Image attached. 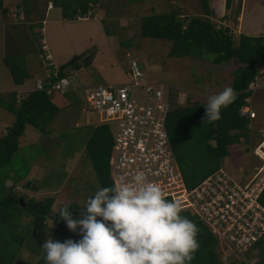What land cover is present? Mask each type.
Returning a JSON list of instances; mask_svg holds the SVG:
<instances>
[{
  "label": "rangeland",
  "instance_id": "obj_1",
  "mask_svg": "<svg viewBox=\"0 0 264 264\" xmlns=\"http://www.w3.org/2000/svg\"><path fill=\"white\" fill-rule=\"evenodd\" d=\"M66 1L69 7L71 5L74 7L77 15L80 10L78 2L83 0ZM207 1L210 8L208 14H204L199 0H146L144 5L131 4L129 0H100L98 5L102 11H97L98 15L101 14L103 17L97 20L91 18L77 20L76 15L73 18H66L63 16L62 7L57 3L54 4V0H26L25 8L20 6L22 2L9 0L7 10L10 7L12 9L5 16L2 15V9H0L1 87L6 86L11 78L10 73L6 71V63L2 60L4 56L7 58L6 61H11V63H19L18 60L20 63L25 60L30 61L31 64L35 63L39 71V74L35 75L36 80H43L47 69L52 70L51 67H46L47 65L43 63L44 58L39 55L43 53L42 38L47 42L48 51L52 56L51 61L55 66H60L70 59L75 55V51L78 52L76 55L81 56L79 70H70V74L75 75L77 79L75 82L80 83H76L80 85L79 90H76L71 97H64V95L59 97V103L63 102V104L53 117L50 130L48 127L43 131L27 125L19 139L18 150L11 160L0 168L1 194L13 191L26 203L30 199L39 201L48 196L54 199L52 215L47 216L45 226L41 229L27 228L28 224L23 222H27L28 219H24L21 224L14 227L2 225L3 231L8 234L10 231L15 235L11 238L13 240L10 248L18 243L16 239L19 240L20 234L23 233L24 243L18 249V261L38 262L40 258L44 262L46 253L41 244L48 237L60 242L69 238L78 241L81 237L70 231L65 221H56L53 216L59 214L57 211L70 202L79 203L82 208L87 198L94 195L95 191L100 188L86 149V144L95 126L75 124L78 121L84 123L87 119L82 111L84 108L83 85L101 82L105 84L123 83L128 80L126 72L130 66L129 61L135 59L142 72L155 74L156 79L167 85L174 84L171 100L173 108L191 105L193 102L206 104L209 96L218 94L224 88L231 86L232 71L241 66L236 59L215 65L200 58L171 57L167 53L170 43L165 40L141 39L137 33L140 17L143 14H158L173 10L180 19L184 20V24L190 16L208 15L209 21L213 22L215 28H229L235 43L238 42L240 33L264 34V0ZM49 3L55 5L52 10L47 9ZM4 7L6 8L5 4ZM17 7L22 8V11L20 10L22 13L16 11ZM90 8L93 6L90 5ZM13 13L16 16H13ZM54 14L62 16L67 22L61 18L62 23L55 25L54 21L57 18ZM108 17L112 19L106 22ZM124 17H131V20H128L127 24H120ZM43 19L46 20V24L42 22ZM128 24H130L129 27H127ZM254 24H257L259 29H252ZM42 27L44 31H41ZM107 30L111 32L114 30L115 35L108 38L105 35ZM91 40L94 41L93 46L88 45L91 44ZM110 40L112 44H115L114 49L110 48ZM131 43L133 44L132 52L143 51L146 56L133 54L131 50L119 49L120 47L128 48ZM75 47H80V50ZM97 53H99L98 56ZM25 54L30 55L26 58ZM8 96L2 97L0 94V98L8 99ZM252 97L257 113L252 124L259 131L264 126V88L253 91ZM91 116L97 119L96 115L94 117L89 114L90 118ZM14 119L15 115L0 105V131L3 132L6 129L5 123L11 124ZM243 144L246 145L247 150H250L254 145L252 136L250 135L248 144L246 142ZM243 144L230 145L229 153L221 160V164H224L223 166L230 172H235V170L241 172L254 160L252 155L244 152ZM186 169L189 167L186 166ZM188 176L192 177L190 172ZM7 180H11L13 184L8 181L9 184L6 185ZM8 234L1 237L6 238ZM25 244H29L30 248L24 246ZM255 254L253 252L251 257L246 259L253 263ZM223 255L220 258L224 261Z\"/></svg>",
  "mask_w": 264,
  "mask_h": 264
},
{
  "label": "trees",
  "instance_id": "obj_2",
  "mask_svg": "<svg viewBox=\"0 0 264 264\" xmlns=\"http://www.w3.org/2000/svg\"><path fill=\"white\" fill-rule=\"evenodd\" d=\"M130 1V0H129ZM135 1V0H131ZM204 14L210 12L207 0H199ZM69 2V1H68ZM229 2V0H228ZM62 7L63 16L73 18L76 15L74 7H69L66 0H54ZM99 3V0H83L78 2L79 12L84 13ZM71 8V9H70ZM2 13L6 9L2 6ZM72 10V11H69ZM173 10L163 13H155L141 18L140 35L142 37L165 40L170 43L168 55L173 57L187 56L200 58L215 65L227 63L236 59L241 66L232 71L231 86L237 93L238 98L229 107L222 109V118L209 123L202 117L205 113V104L193 102L191 105L177 106L171 109L166 117V131L173 147L179 169L188 188L196 185L205 176L213 172L221 165V160L229 153L228 147L232 144H240L242 141L248 144L250 135H255L256 130L249 127L252 120L240 115V107L247 97H252L253 91L247 90L248 84L258 72L259 65L264 58V34L250 35L240 33L238 42L235 43L229 28H215L209 16L201 17L193 15L188 17L186 24ZM257 24L252 29H259ZM110 31L107 30L106 33ZM13 82L22 83L27 76L26 70L20 63L6 61ZM88 61V60H87ZM161 65V63H160ZM81 66V56L73 55L68 61L58 67V76L66 74L68 69H78ZM13 94L9 98H0V105L15 115V120L6 133L0 136V168L8 163L19 148L18 139L23 134L26 124L37 129H45L48 121L57 112L51 96L40 90H32L26 98L17 105ZM112 133L107 124H98L86 144L87 155L96 174L97 182L101 187L113 185L110 177L109 157L112 146ZM242 144V143H241ZM245 152V149H244ZM186 166L189 169H186ZM191 176L189 178L188 173ZM28 183V182H27ZM1 194V193H0ZM2 195V196H1ZM0 195V264H15L18 261V249L24 243L23 233L20 234L17 244L12 245L11 239L15 235L3 231L2 225L10 227L21 224L28 219V227L37 230L45 226V219L52 215L53 197L48 196L36 201L30 199L24 206L18 202L20 196L11 191ZM260 202L264 205V189L260 196ZM72 211L73 218H80L81 207L79 203L66 204ZM183 216L193 221L199 228V250L190 264H224L221 252L218 249V241L210 230L189 212L182 210ZM56 221H63L58 216H53ZM35 229V230H36ZM2 238V235H7ZM28 246L29 244H25ZM258 250L251 260L237 261L228 258L226 264H264V239L258 241ZM251 254H248V257ZM14 261V262H13ZM249 261V262H248ZM45 264L39 258L38 262H20L17 264Z\"/></svg>",
  "mask_w": 264,
  "mask_h": 264
},
{
  "label": "built area",
  "instance_id": "obj_3",
  "mask_svg": "<svg viewBox=\"0 0 264 264\" xmlns=\"http://www.w3.org/2000/svg\"><path fill=\"white\" fill-rule=\"evenodd\" d=\"M47 7L52 5L49 3ZM90 18H97L91 9L76 15L77 20ZM41 49L43 63L52 70L47 69L44 81H38L34 90L51 96L75 89L72 74L58 76L44 39ZM129 63L127 81L83 86V110L96 115L95 122L110 124L113 141L109 169L113 184L122 177L131 178L136 172H143L150 182L161 187L168 200L180 201L184 211L210 230L218 241L221 255L224 254V264L228 258L247 261L248 254L258 250V241L264 239V205L260 202L264 189V126L258 131L249 123L256 130L251 135L254 145L247 150L244 141L241 143L245 153L254 160L245 170L230 172L221 164L188 188L165 124L168 112L173 109L174 86L142 72L135 59ZM260 88H264V58L247 90ZM253 103V97H247L240 107V115L255 119Z\"/></svg>",
  "mask_w": 264,
  "mask_h": 264
},
{
  "label": "clouds",
  "instance_id": "obj_4",
  "mask_svg": "<svg viewBox=\"0 0 264 264\" xmlns=\"http://www.w3.org/2000/svg\"><path fill=\"white\" fill-rule=\"evenodd\" d=\"M237 98L232 87L209 96L202 119H221ZM80 209V218L67 205L57 211L81 238L45 239V264H190L200 248L199 228L181 214V202L168 200L143 172L97 189Z\"/></svg>",
  "mask_w": 264,
  "mask_h": 264
},
{
  "label": "crops",
  "instance_id": "obj_5",
  "mask_svg": "<svg viewBox=\"0 0 264 264\" xmlns=\"http://www.w3.org/2000/svg\"><path fill=\"white\" fill-rule=\"evenodd\" d=\"M13 1H16V2H18V3H21L22 5H20L22 8H25L24 7V2L26 1V0H13ZM146 0H135V1H131L130 0V2L129 3H131V4H138V3H140L141 5H144V2H145ZM8 2H9V0H2V6H3V8H5L4 7V4L6 5V12H3L2 13V15H6L7 13H8V11L9 10H11L12 9V7H10L8 10H7V5H8ZM128 3V2H127ZM98 4H100V0H99V3H97V5L96 6H94L93 7V9L95 10V13H97V18H95L94 20H97V19H101L103 16H101V14L100 15H98V11L97 10H100V11H102L100 8H99V5ZM127 7H129L128 6V4H125ZM21 7H17V11L19 12V13H22L21 11H22V8ZM55 7V5H52V7H50V8H48L47 7V9H49V10H52L53 8ZM131 7H133V6H131ZM99 8V9H98ZM21 10V11H20ZM46 13V12H45ZM102 13V12H101ZM149 15V14H148ZM54 16L57 18V20H55L54 21V24L55 25H60L61 23H62V20H61V18L63 19V17L61 16V17H59L57 14H54ZM143 16H146V15H142V17ZM128 17V16H127ZM142 17H140V26H141V18ZM59 19H60V21H59ZM110 19H112V18H109L108 17V19L106 20V22H109L108 20H110ZM124 20L120 23V24H127L128 23V20H131V17L130 18H126V17H124L123 18ZM65 22H67L65 19H63ZM88 20V19H87ZM115 21V20H114ZM44 24H46L45 22H46V20L45 19H43V21H42ZM129 25L130 24H128V26L127 27H129ZM107 26V25H106ZM116 26H118V24L116 25ZM140 26H139V29H138V34H139V36H140V38L141 39H151V40H160V39H152V38H147V37H142L141 35H140ZM98 29H100L99 27H98ZM128 29V28H127ZM111 30V29H110ZM3 31H4V29H3ZM41 31H44V27H42L41 28ZM113 31L114 30H112V32L110 31L109 33H106L105 35L108 37V38H111L113 35H115V33H113ZM3 37H1V39H2ZM43 39V38H42ZM41 39V40H42ZM3 40V39H2ZM45 40V39H44ZM45 43H46V45H47V42H46V40H45ZM50 43V42H49ZM109 43H110V48H112V49H114V46H115V44H112V41L110 40L109 41ZM137 43V42H136ZM93 44H94V41H92L91 40V44H88L89 46H93ZM51 45V44H50ZM132 43H131V45L130 46H128V48H119V49H123V50H127V51H129V50H131L130 52H132ZM136 45V44H135ZM47 48H48V45H47ZM75 48H78L79 50H80V47H75ZM49 49V48H48ZM96 50H97V48H96ZM75 51V50H74ZM133 54H141V55H143V56H146V53H144L143 51H134V52H132ZM168 53V52H167ZM76 54H78V52L77 51H75V55ZM28 55H30V54H25L24 55V57H28ZM40 55V54H39ZM51 55V54H50ZM99 55V53H97V56ZM4 58H5V56L4 57H2V60L4 61ZM97 58V57H96ZM51 60H52V56H51ZM69 60V59H68ZM67 60V61H68ZM18 62L20 63V61L18 60ZM66 62V61H65ZM64 62V63H65ZM4 63V62H3ZM24 63V64H23ZM21 62L20 64H21V66L26 70V72H27V76L26 77H24V79H23V81H22V83H20V84H15L14 82H13V79H12V76H11V74H10V80L7 82V84H9V85H7L6 84V86H3V87H1L0 86V94L2 95V97H7L10 93L11 94H13L14 95V98H15V100H16V104L18 105L20 102H21V100L23 99V98H26L27 96H28V93L30 92V91H32V90H34V88H35V84L38 82V81H44V79L43 80H36L35 79V75H38L39 74V71H38V69L36 68V66H35V63L34 64H31V62L29 61H26L25 60V62ZM54 64V63H53ZM62 65V64H61ZM55 66V65H54ZM6 67H7V70L6 71H8L9 73H10V70H9V68H8V66L6 65ZM56 68H58L59 66H55ZM81 67V66H80ZM79 67V68H80ZM70 70H74V71H77V70H79V69H68L67 71H66V74L67 73H70ZM150 73V72H149ZM100 74L101 75H103V73L102 72H100ZM154 76H155V74H153ZM73 76V75H72ZM75 76V75H74ZM73 76V79H74V84H75V86H76V88L75 89H72V90H69L68 92H66V93H64V94H60V93H55L54 95H53V97H51L50 99H51V101H52V103L56 106V107H58V110H57V112L56 113H58L59 112V110L61 109L60 107H62V104H63V102H62V104H60L59 103V97H61L62 95H64V97H66V96H72L73 95V93L76 91V90H79V87H80V85H76V83L77 84H80V83H78V82H75V80H77L75 77ZM101 78H102V76H101ZM102 84H105V83H103V82H101ZM98 84V83H97ZM83 85V84H82ZM90 85H94V84H90ZM173 86H174V84H172ZM84 86V85H83ZM86 86V85H85ZM176 87V86H175ZM83 89V88H82ZM3 93V94H2ZM12 95V96H13ZM8 98H9V96H8ZM70 99V98H69ZM3 107V106H2ZM4 108V107H3ZM4 109H6V108H4ZM7 110V109H6ZM7 111H9V110H7ZM82 111H83V113H85L86 114V121L83 123V122H81V123H79V121L78 122H76L75 124L77 125H93V126H97L99 123H97V122H95V120H96V118L95 119H93V117L91 116V118L89 117V114H91V113H89V112H87V111H85V110H83V108H82ZM9 112H11V111H9ZM12 113V112H11ZM56 113H54V115L51 117V119L48 121V123H47V125H46V127H48L49 128V130H50V126L52 125V120H53V117L56 115ZM14 115V114H13ZM93 115V114H92ZM94 117H95V115H93ZM15 120V119H14ZM14 120H13V122H14ZM94 120V121H93ZM12 122V123H13ZM12 123L11 124H7V123H5V127H6V129L5 130H3V132L2 131H0V136H3L5 133H6V130H7V128L10 126V125H12ZM27 125H30V124H26V126ZM34 127V126H33ZM45 127V128H46ZM26 128V127H25ZM21 137V136H20ZM20 137H19V139H20ZM18 139V143L20 144V140ZM225 158V157H224ZM223 158V159H224ZM94 170V169H93ZM10 172H12V171H10ZM8 175H10V173L8 174ZM8 179V178H7ZM8 181H10V183H12L13 184V182L11 181V180H7L6 182H7V184L6 185H8L9 183H8ZM67 199H68V197L66 196V195H64ZM63 200V199H62ZM54 202V201H53ZM53 204V203H52ZM52 208V207H51ZM56 216H58V214H56Z\"/></svg>",
  "mask_w": 264,
  "mask_h": 264
},
{
  "label": "water",
  "instance_id": "obj_6",
  "mask_svg": "<svg viewBox=\"0 0 264 264\" xmlns=\"http://www.w3.org/2000/svg\"><path fill=\"white\" fill-rule=\"evenodd\" d=\"M18 202L21 204V206H24V203H23L24 201L22 197L19 198Z\"/></svg>",
  "mask_w": 264,
  "mask_h": 264
}]
</instances>
